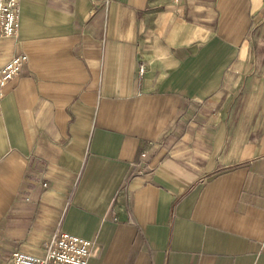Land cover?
<instances>
[{
	"label": "crops",
	"instance_id": "crops-1",
	"mask_svg": "<svg viewBox=\"0 0 264 264\" xmlns=\"http://www.w3.org/2000/svg\"><path fill=\"white\" fill-rule=\"evenodd\" d=\"M18 5L2 256L65 233L87 264H264V0Z\"/></svg>",
	"mask_w": 264,
	"mask_h": 264
},
{
	"label": "built area",
	"instance_id": "built-area-1",
	"mask_svg": "<svg viewBox=\"0 0 264 264\" xmlns=\"http://www.w3.org/2000/svg\"><path fill=\"white\" fill-rule=\"evenodd\" d=\"M19 0H0V38H13L17 30ZM26 57L14 56L0 70V87L16 76L25 65ZM143 68L138 69V74ZM93 243L60 233L43 243L40 255H30L20 250L12 251L7 262L0 264H87Z\"/></svg>",
	"mask_w": 264,
	"mask_h": 264
},
{
	"label": "rangeland",
	"instance_id": "rangeland-1",
	"mask_svg": "<svg viewBox=\"0 0 264 264\" xmlns=\"http://www.w3.org/2000/svg\"><path fill=\"white\" fill-rule=\"evenodd\" d=\"M0 261L6 263L7 262V257H3L2 254L0 253Z\"/></svg>",
	"mask_w": 264,
	"mask_h": 264
}]
</instances>
